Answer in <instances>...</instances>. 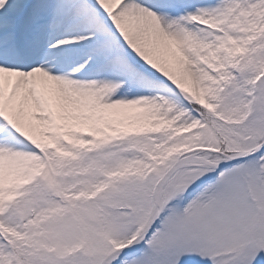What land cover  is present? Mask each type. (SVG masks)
I'll use <instances>...</instances> for the list:
<instances>
[{
  "label": "snow or ice",
  "instance_id": "6c2138e0",
  "mask_svg": "<svg viewBox=\"0 0 264 264\" xmlns=\"http://www.w3.org/2000/svg\"><path fill=\"white\" fill-rule=\"evenodd\" d=\"M0 264H264V0H0Z\"/></svg>",
  "mask_w": 264,
  "mask_h": 264
}]
</instances>
